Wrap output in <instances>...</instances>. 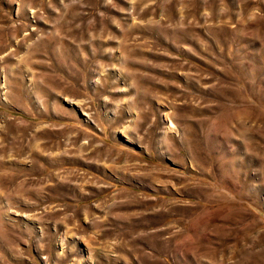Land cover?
Wrapping results in <instances>:
<instances>
[{"label":"rangeland","instance_id":"rangeland-1","mask_svg":"<svg viewBox=\"0 0 264 264\" xmlns=\"http://www.w3.org/2000/svg\"><path fill=\"white\" fill-rule=\"evenodd\" d=\"M0 264H264V0H0Z\"/></svg>","mask_w":264,"mask_h":264}]
</instances>
